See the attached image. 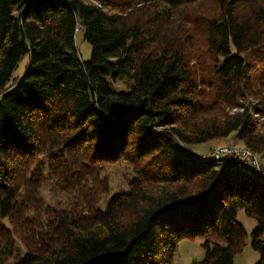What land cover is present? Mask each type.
<instances>
[{
    "label": "trees",
    "instance_id": "obj_1",
    "mask_svg": "<svg viewBox=\"0 0 264 264\" xmlns=\"http://www.w3.org/2000/svg\"><path fill=\"white\" fill-rule=\"evenodd\" d=\"M230 137L264 162V0H0V264H264V178L185 148Z\"/></svg>",
    "mask_w": 264,
    "mask_h": 264
},
{
    "label": "rangeland",
    "instance_id": "obj_2",
    "mask_svg": "<svg viewBox=\"0 0 264 264\" xmlns=\"http://www.w3.org/2000/svg\"><path fill=\"white\" fill-rule=\"evenodd\" d=\"M201 41V38H200ZM202 43V42H201ZM76 45L78 47L80 58L83 63H89L92 58V47L85 41V31L79 30L76 37ZM205 43L203 42L200 45L196 44L197 48H204ZM205 49V48H204ZM209 60V58H208ZM30 63V55L24 56L20 61L14 75V80L22 79L27 71V67ZM194 66H198V63L194 61ZM202 69H195L198 74H202ZM202 76V75H200ZM117 89L122 90L126 89L127 85L122 82L118 83L116 86ZM234 146L238 147L236 141L233 137L227 139H218L210 143L202 145H185L191 155L195 157H202L209 155L212 151L218 150L222 147ZM240 148V147H238ZM202 155V156H201ZM204 157V158H205ZM260 162L261 166L264 167V162H261L258 157H256ZM121 163V164H120ZM107 177L109 179V193L106 198L102 199L100 207L101 209L106 208L107 201L113 196L129 190L130 182L136 177L133 173V168L127 165L124 162H119L113 166L112 170L107 171ZM50 190L46 189L44 197L46 199V204L51 199ZM238 220L244 225L247 232L250 234L253 232L257 226L256 220L248 217L243 210L238 213ZM203 240H184L180 242L177 248V253L175 256L176 264H194L200 263L205 257V252L202 248ZM22 253L27 252L25 246H21ZM259 254L256 253L251 245V238L248 237L246 241V246L244 252L241 255H238L235 260V264H257L259 262Z\"/></svg>",
    "mask_w": 264,
    "mask_h": 264
},
{
    "label": "built area",
    "instance_id": "obj_3",
    "mask_svg": "<svg viewBox=\"0 0 264 264\" xmlns=\"http://www.w3.org/2000/svg\"><path fill=\"white\" fill-rule=\"evenodd\" d=\"M187 152L190 156L194 157L195 160L201 162L226 159L232 166L250 167L259 177L264 178V167L261 166L256 156L247 149L234 146L222 147L218 150L212 151L209 155H207V157H205L206 155L202 157H195L191 155L189 151Z\"/></svg>",
    "mask_w": 264,
    "mask_h": 264
},
{
    "label": "crops",
    "instance_id": "obj_4",
    "mask_svg": "<svg viewBox=\"0 0 264 264\" xmlns=\"http://www.w3.org/2000/svg\"><path fill=\"white\" fill-rule=\"evenodd\" d=\"M202 156V155H201Z\"/></svg>",
    "mask_w": 264,
    "mask_h": 264
}]
</instances>
